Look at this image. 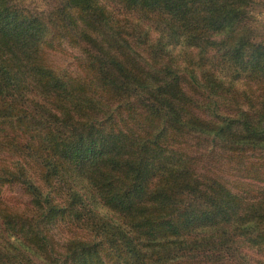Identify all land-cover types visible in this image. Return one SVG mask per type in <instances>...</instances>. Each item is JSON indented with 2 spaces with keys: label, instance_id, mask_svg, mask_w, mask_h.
<instances>
[{
  "label": "trees",
  "instance_id": "trees-1",
  "mask_svg": "<svg viewBox=\"0 0 264 264\" xmlns=\"http://www.w3.org/2000/svg\"><path fill=\"white\" fill-rule=\"evenodd\" d=\"M50 1L0 0V264H264V0Z\"/></svg>",
  "mask_w": 264,
  "mask_h": 264
},
{
  "label": "rangeland",
  "instance_id": "rangeland-1",
  "mask_svg": "<svg viewBox=\"0 0 264 264\" xmlns=\"http://www.w3.org/2000/svg\"><path fill=\"white\" fill-rule=\"evenodd\" d=\"M21 5H23L25 8H27L30 11L35 12H43L47 9V7L50 4V0H18ZM263 1V0H261ZM252 18L254 20V25L256 30L260 33L261 36L264 37V8L257 6L252 11ZM65 41H62V46L64 49L62 51H57L52 53L53 57L56 61H58L59 64L65 65L68 68H73L74 66V59L73 55H76L77 52L70 48L69 46L64 43ZM0 196L4 199V201L10 202V203H16L17 205H24L28 201V197L22 192V190L19 188L16 184L11 185H4L0 189ZM52 234L55 239L62 240V238H65L66 233L62 230L60 226H54L52 228Z\"/></svg>",
  "mask_w": 264,
  "mask_h": 264
}]
</instances>
